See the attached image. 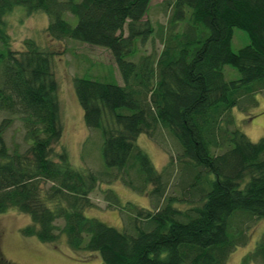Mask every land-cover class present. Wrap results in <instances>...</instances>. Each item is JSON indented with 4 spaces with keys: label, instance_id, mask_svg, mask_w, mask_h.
<instances>
[{
    "label": "trees",
    "instance_id": "trees-1",
    "mask_svg": "<svg viewBox=\"0 0 264 264\" xmlns=\"http://www.w3.org/2000/svg\"><path fill=\"white\" fill-rule=\"evenodd\" d=\"M151 2L0 0V112L9 115L0 121V215L10 209L25 214L30 223L23 236L43 244L64 237L71 252L98 254L102 264H227L247 242L242 222L264 219V137L250 141L231 114L241 102L255 104V94L264 91V0H169L161 52L134 62L135 44L152 37L153 27L143 20ZM18 5L49 17L51 40L110 50L122 85L74 79L84 124L102 138V170L87 169L82 156L86 163L74 165L65 149L54 150L63 134L55 53L30 39L25 50L11 48L4 18ZM65 13L77 18L74 26ZM234 29L248 37L237 51L231 48ZM225 66L239 79L226 81ZM14 118L24 129L25 149L5 142ZM159 129L179 147L161 172L136 145L139 135L153 138ZM176 166L180 196L164 198ZM111 182L155 199L157 208H119L116 194L101 188ZM99 188L108 207L133 212V223L142 226L131 234L87 217ZM259 260L264 234L240 264ZM0 264L14 263L1 258Z\"/></svg>",
    "mask_w": 264,
    "mask_h": 264
},
{
    "label": "rangeland",
    "instance_id": "rangeland-1",
    "mask_svg": "<svg viewBox=\"0 0 264 264\" xmlns=\"http://www.w3.org/2000/svg\"><path fill=\"white\" fill-rule=\"evenodd\" d=\"M75 1L78 2L79 0ZM168 2L169 0H152L147 15L143 18V20L149 21L153 27L152 37L143 46L139 44L140 40L138 44H135L136 47L139 45L140 51L137 55L130 57L131 61L137 62L142 54L153 53L157 56L161 52L163 45L159 29H164L166 33L169 31L168 20L172 13ZM63 18L71 26L77 22V18L70 13L63 14ZM4 19L13 50H25L24 41L30 39L41 48H47L55 53L52 71L58 83L57 99L63 134L61 140L54 146V150L65 149L70 162L74 165L81 166L79 164L86 163H82V156L87 158L88 162L85 165L87 169L92 172L102 170L104 167L100 156L102 138L99 131L88 130L84 124L83 111L74 93V79L87 78L122 85L119 71L110 50L73 39L60 42L51 40L46 33L49 17L41 11L28 13L22 5L15 6L11 12L5 15ZM180 28L177 27L175 30L179 31ZM246 44H248L246 33L234 29L231 42L232 50L237 51ZM223 73L226 81L239 79L238 72L230 66H225ZM252 103L253 101L251 103L241 102L240 108H234L231 114L234 119V127L245 134L250 141L257 142L264 137V91L256 93L255 104ZM5 117H9V115L0 112V121ZM229 128L232 129V126ZM86 137L89 139L84 144ZM4 138L10 149L15 146L20 149L27 147L24 141V129L17 118H14V122L6 130ZM136 145L147 154L154 168L159 172L168 163V153L175 156L179 152L176 142L162 129H159L153 138H149L145 134L139 135L136 139ZM176 168L174 167L173 177L170 176L169 178L164 198L169 196L179 198L180 196V182L178 180L180 166ZM105 184L101 185L102 190H112L116 194L119 200V208L128 203L146 209L157 208L155 199L136 193L122 183ZM102 190L99 188L92 192L90 198L94 207L87 210L85 215L89 218H96L118 231L133 234L135 225L142 226L144 222L139 220L133 223V212L129 210L121 209L118 211L108 207ZM108 200L111 202L110 199ZM29 223L30 219L27 215L14 209L0 215V259H5L14 264H102L98 254H74L71 252L64 237L55 244H43L36 238L23 236L21 229ZM242 223V232L244 231L245 236H247V242L245 245L237 246L231 252L227 264H240L243 256L253 251L264 234V219H248ZM57 224L62 225L60 221ZM250 264H264V262L259 260Z\"/></svg>",
    "mask_w": 264,
    "mask_h": 264
},
{
    "label": "bare ground",
    "instance_id": "bare-ground-1",
    "mask_svg": "<svg viewBox=\"0 0 264 264\" xmlns=\"http://www.w3.org/2000/svg\"><path fill=\"white\" fill-rule=\"evenodd\" d=\"M21 6V5H20ZM75 93V92H74Z\"/></svg>",
    "mask_w": 264,
    "mask_h": 264
}]
</instances>
